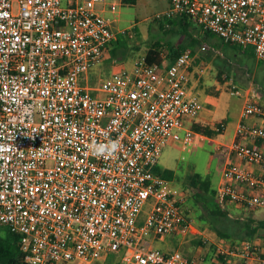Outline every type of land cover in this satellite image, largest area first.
Listing matches in <instances>:
<instances>
[{
    "label": "built area",
    "instance_id": "2783aa9c",
    "mask_svg": "<svg viewBox=\"0 0 264 264\" xmlns=\"http://www.w3.org/2000/svg\"><path fill=\"white\" fill-rule=\"evenodd\" d=\"M129 1L0 0V225L20 237L28 264H93L113 252L117 264H198L150 240L196 229L185 194L154 171L170 141L199 136L187 126L203 110L189 87L194 52L165 64L144 55L100 88L81 85L116 37L98 6ZM178 17L264 60V0H170L156 19L169 27ZM231 90L247 99L234 140L219 147L216 200L262 209L264 100ZM215 252L264 264V244L249 239L217 241Z\"/></svg>",
    "mask_w": 264,
    "mask_h": 264
},
{
    "label": "rangeland",
    "instance_id": "374dc122",
    "mask_svg": "<svg viewBox=\"0 0 264 264\" xmlns=\"http://www.w3.org/2000/svg\"><path fill=\"white\" fill-rule=\"evenodd\" d=\"M126 3L117 6H98L103 10V16L109 21L111 29L116 34L112 44V59L124 69L131 68L135 64L134 61L146 55L148 50L156 45L169 58L181 51L179 47L199 52L203 45H207L204 42L208 41V36L198 25L191 23L184 27L174 21L167 27L164 20L156 19L157 14L167 10L170 5L169 0H136L135 3ZM207 51H209L208 46L204 52ZM220 60L226 69L231 66L230 70L234 78L241 79L245 88L253 87L258 94V100H264V60L253 58L250 54H240L230 61L223 58ZM110 63L102 62L93 67L89 72L88 80L85 77L81 78V85L100 88L103 83L108 82L112 72ZM225 91L234 110L239 112L243 98L234 95L230 86H225ZM97 94L98 92L93 91V95ZM232 132L231 126L225 135L218 133L216 137L228 141ZM218 151L223 153L221 150ZM221 153L217 152L216 143L199 136H195L189 145L173 140L164 147L158 166L175 172L170 180L171 185L176 192L185 194L184 208L194 222L203 223L209 233H216L226 240L234 241L246 237L244 217L256 216L264 219V208L247 212L242 207L234 205L226 208L216 200V190L226 163V155L224 158ZM205 182L209 183L208 190L203 187ZM218 208L228 213L222 216L216 211ZM147 209L140 216L141 223L146 219ZM7 229L5 226H0V233L6 234ZM230 233L233 234V238L224 237V234ZM151 239L153 237H150ZM153 240L156 248L164 249V244L158 238ZM224 244L229 243L225 241ZM117 259H119L118 255L114 256L110 253L93 264H116Z\"/></svg>",
    "mask_w": 264,
    "mask_h": 264
},
{
    "label": "crops",
    "instance_id": "0c3cea01",
    "mask_svg": "<svg viewBox=\"0 0 264 264\" xmlns=\"http://www.w3.org/2000/svg\"><path fill=\"white\" fill-rule=\"evenodd\" d=\"M169 4H170V0H169ZM107 5L117 6V5H122V3L121 2H118L116 4L110 3ZM174 21L178 22L180 25L184 27H187L192 23L190 20H188L185 17H178ZM205 34L206 36H208L207 37L208 41L204 43H206L207 46L209 47V51L207 52L201 50L199 52L193 51L194 61L190 67L191 81L189 85L191 93L197 95L200 98L203 104V110L196 118L189 119L187 121V126L193 129L197 128L199 131L201 130L200 132L198 131L197 134L202 139L210 140L216 143L217 152L221 153L218 151L219 147L221 146L224 147L225 145L230 144L235 138L236 129L240 124V122L242 121V112L247 99V97H241L243 98L242 106L239 112L235 111L234 106L231 105L229 98L227 97L225 86L231 87V84L234 83L239 87L243 88L244 90H246L248 97H254L256 99L258 94L256 91L253 90V87L245 88L243 86L242 81H240L241 79L240 80H238L239 78L235 79L232 70H230L231 66L229 65L227 70L223 65L222 60L220 59L223 58L224 60L230 61L233 60V58L238 57L240 54L242 55L250 54L252 55L253 58H256V56L253 48H248L246 50H243L236 45L224 42L222 39H220L217 36H214L207 32H205ZM209 38L211 41H209ZM112 44L113 42L109 46V50L106 53L103 63L107 61L111 62L110 67H112V71H113V68L115 66H121V65L115 64L112 59ZM161 55L162 58L163 56L165 57L164 58L165 63H168L174 57L172 56L169 58L163 52H161ZM227 55L229 57H227ZM133 66L131 68H133ZM131 68H129L128 70H130ZM246 121L254 122L255 120H253L252 118H247ZM219 124L223 125L221 131L218 130ZM231 126L233 127V132L230 140L228 141L220 140L219 138L216 137L218 133H222V135H225V133L229 130ZM204 129L211 130L213 132L212 135H209L204 131H202ZM221 155L222 157L225 158L224 150L223 153H221ZM221 178H222V174H221ZM229 206L231 205H224V207L226 208ZM235 207H239V206H235ZM243 209L244 211L247 212L256 211V210H247L245 208ZM185 213L188 214L186 208H185ZM248 219L264 220L256 216L248 217V218L244 217L243 220H248ZM194 223L196 229L190 232V234L187 236H184L178 232V233L170 234L165 237H160V238L157 237L158 240H160L164 244V249L161 250L167 252L179 250L185 256L196 259L198 264H261L258 261L243 259L237 256H232L228 258H224L222 256L219 257L215 252V244L217 241H222V242L227 241L231 245L238 246L243 240H247V237H242L234 241L230 239L226 240L216 233H209L206 230V227L203 225V223H198L197 221H195ZM259 234H257L254 238L250 240L264 244V232ZM207 236L212 239L211 240L212 242H208L205 244L204 240L202 239H204ZM229 236L230 238H233L232 237L233 234L230 233ZM153 239L155 238L153 237ZM153 239H151V242L152 245L154 246Z\"/></svg>",
    "mask_w": 264,
    "mask_h": 264
},
{
    "label": "trees",
    "instance_id": "16d2710c",
    "mask_svg": "<svg viewBox=\"0 0 264 264\" xmlns=\"http://www.w3.org/2000/svg\"><path fill=\"white\" fill-rule=\"evenodd\" d=\"M135 1L136 0H131L127 3H135ZM173 22L174 20L171 21V24ZM179 49L181 51L185 50V48L183 47H179ZM181 51L173 55L174 56L173 58H175L179 53H181ZM146 56H147L148 61L151 63H160V62L163 63L164 62L165 64L164 59L161 57V51L157 45L150 48ZM221 128H223V125L219 124L218 130L221 131ZM202 131H204L205 133L209 135H212L213 133L211 130H208V129H204ZM154 171L156 174L161 175L167 178L168 180H171L175 173L171 169H162L159 166H156L154 168ZM203 185H204L203 186L204 189L208 190L209 183L205 182ZM216 211L218 212V214L222 216H225L228 213L226 210L220 209V208L216 209ZM244 225H245V235L247 239L249 240L254 238L257 234L264 232V220L248 219L244 221ZM220 235H222V233H220ZM226 236L230 237L229 234H224V237ZM19 241H20V237L12 233L9 229H7L6 234L4 235L0 233V264H28L25 262V256H24L25 254H24V251ZM112 254L114 256L115 255L120 256V252H113ZM118 260L119 259H117V261Z\"/></svg>",
    "mask_w": 264,
    "mask_h": 264
},
{
    "label": "clouds",
    "instance_id": "9594fccd",
    "mask_svg": "<svg viewBox=\"0 0 264 264\" xmlns=\"http://www.w3.org/2000/svg\"><path fill=\"white\" fill-rule=\"evenodd\" d=\"M116 148H117V145H116L115 143H113V144L111 145V148L109 149V151H110V152H111V151H115ZM100 151H104V149H100Z\"/></svg>",
    "mask_w": 264,
    "mask_h": 264
}]
</instances>
